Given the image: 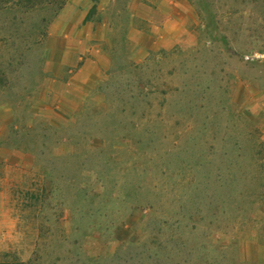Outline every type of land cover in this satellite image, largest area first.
Returning <instances> with one entry per match:
<instances>
[{"label": "rangeland", "instance_id": "1", "mask_svg": "<svg viewBox=\"0 0 264 264\" xmlns=\"http://www.w3.org/2000/svg\"><path fill=\"white\" fill-rule=\"evenodd\" d=\"M186 1L180 42L90 91L6 0L0 264H264V0Z\"/></svg>", "mask_w": 264, "mask_h": 264}, {"label": "crops", "instance_id": "2", "mask_svg": "<svg viewBox=\"0 0 264 264\" xmlns=\"http://www.w3.org/2000/svg\"><path fill=\"white\" fill-rule=\"evenodd\" d=\"M103 1L97 3V13H91L94 3L90 0H69L51 24L46 41L47 48L61 54V66L74 67L81 76L73 79L90 91L115 64V52L164 51L188 33L192 13L186 0H125L124 4L107 0L105 5ZM89 94L83 96L84 102ZM260 248L264 251V246Z\"/></svg>", "mask_w": 264, "mask_h": 264}, {"label": "trees", "instance_id": "3", "mask_svg": "<svg viewBox=\"0 0 264 264\" xmlns=\"http://www.w3.org/2000/svg\"><path fill=\"white\" fill-rule=\"evenodd\" d=\"M15 5H18L20 7H24V9L32 14L33 12L40 13L42 19L45 18L48 19V25L52 24V22L58 17L61 10L67 5L69 0H12ZM6 0H0V9L3 8L5 5ZM46 14V15H45ZM38 27V26H37ZM39 29V35L38 37H34L35 33H37L36 29H33L32 32L28 35V43L31 47L35 44H40L43 40V38L46 36V32L48 29L47 27H38ZM106 82V81H105ZM105 82H101L98 86V94L102 98L103 102H108L107 98L104 95V86ZM102 89V90H101ZM86 152V151H85Z\"/></svg>", "mask_w": 264, "mask_h": 264}]
</instances>
